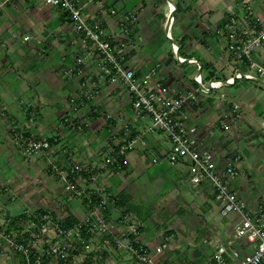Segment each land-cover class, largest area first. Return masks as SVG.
<instances>
[{
    "label": "crops",
    "instance_id": "1",
    "mask_svg": "<svg viewBox=\"0 0 264 264\" xmlns=\"http://www.w3.org/2000/svg\"><path fill=\"white\" fill-rule=\"evenodd\" d=\"M249 2L257 29L264 31V0L88 1L84 13L91 21L101 20L109 34L119 31L124 14H137L125 64L142 75L159 63L154 82L169 84L178 95L197 92L199 101L183 107L185 119L197 126L201 146L215 152L219 166L227 155L241 154L232 187L246 207L256 208L264 202V84L258 77L228 80L250 67H238L226 38L217 32L232 12L242 15ZM171 4L175 10L170 18ZM26 35L30 38L25 40ZM255 56L262 59L263 53ZM213 79L224 85L211 88ZM95 84L98 93H93ZM28 101L36 106L30 130L51 141L50 148L32 159L24 157L9 131L11 122L23 127L28 118L23 103ZM0 106L10 116L0 119V227L17 240L26 241L29 236L22 230L47 210L65 227L87 217V202L66 192L51 169L52 163L64 168L78 162L91 164L104 180L107 221L136 219L140 232L130 237L144 244L157 263L216 264L214 253L221 244L228 247L233 264L254 252V245L235 232L239 215H222L221 203L207 183L194 187L186 163L168 162V136L154 129L149 114L135 111L121 82L108 80L99 54L90 42H82L63 9L43 0H14L2 10ZM141 133L146 143L127 152L128 163L103 165L120 145ZM79 183L94 185L88 175ZM121 228L103 235L82 231L83 240L70 243L75 258L52 263L141 264L114 243ZM164 241L168 246L158 251ZM22 262L0 237V264Z\"/></svg>",
    "mask_w": 264,
    "mask_h": 264
},
{
    "label": "built area",
    "instance_id": "2",
    "mask_svg": "<svg viewBox=\"0 0 264 264\" xmlns=\"http://www.w3.org/2000/svg\"><path fill=\"white\" fill-rule=\"evenodd\" d=\"M14 0H0V15L6 5ZM45 4L56 6L66 12L74 32L79 35L83 43H91L93 49L100 56L104 75L110 82H121L132 97L133 108L138 114H149L153 119L154 129L165 133L171 141V149L167 154L168 162L175 166L186 163L192 185L196 188L207 183L213 190L215 199L221 203V214L228 216L237 213L240 217L235 227L239 236H244L255 247L253 253L239 256L238 264H264V202L256 208H249L241 201L232 181L238 174L241 162L240 153H231L225 157L222 165H218L215 152L201 146L196 125L189 123L183 114V107L188 103L198 102L200 97L195 90L184 94H176L173 88L160 81L154 82L159 63L150 67L142 75L125 64V55L129 46V32L131 26L138 21L137 14H124L119 22V31L109 34L101 20H89L84 13L88 1H97L102 5V0H43ZM251 3H245L243 14L232 12L222 26L217 29L227 41V49L238 67H250V70L239 69L228 80L236 78L255 80L262 79L264 84V31L257 29L256 19L253 17ZM111 9V13H115ZM171 25V20H168ZM26 35L23 39H29ZM176 50V48H175ZM263 53L262 59H256L257 52ZM83 58L78 59L81 62ZM184 61L185 58H180ZM193 62L200 65L197 59ZM202 84V78L196 77ZM224 85L221 79L210 81L211 88H220ZM93 93H98V85H94ZM208 91V88L206 89ZM89 93V91H88ZM89 95H92L90 91ZM28 112V118L23 127L15 122L9 124V131L14 143L19 147L24 157L32 159L41 152L51 147V141L45 136L30 130L36 118V106L28 101L23 103ZM234 109L239 114V105L234 104ZM8 111L0 106V119L8 120ZM222 126L228 128L227 121H222ZM142 134H137L126 143L120 145L116 156L105 158L103 165L128 163V151L144 145L146 142ZM123 157L122 159H120ZM156 159H154L155 161ZM51 169L63 184L66 192L87 202L90 212L83 220L76 222L71 227H65L61 221L55 219L50 210L44 212L37 221H31L22 230L27 233V240H17L11 231L0 227V237H3L8 246L22 258L21 264H55V259L68 262L75 258L70 253L71 240H83L82 231L88 234L99 232L102 235L109 233L122 225L118 235L114 236V243L132 256L141 264H159L154 260L149 249L141 243L135 244L131 234H139V222L133 217H120L113 222H108L106 217L108 197L105 196V183L99 172L91 164L73 163L70 166L60 167L55 163ZM83 175H88L91 183L97 184L85 187L79 183ZM96 197V198H95ZM106 240V239H105ZM207 241V240H206ZM168 246L164 241L157 246L161 251ZM228 247L224 244L217 245L214 253L216 264H233L227 257Z\"/></svg>",
    "mask_w": 264,
    "mask_h": 264
},
{
    "label": "water",
    "instance_id": "3",
    "mask_svg": "<svg viewBox=\"0 0 264 264\" xmlns=\"http://www.w3.org/2000/svg\"><path fill=\"white\" fill-rule=\"evenodd\" d=\"M174 10H175V7L172 9V13L170 15V18L173 16ZM170 18H169V20H170Z\"/></svg>",
    "mask_w": 264,
    "mask_h": 264
},
{
    "label": "bare ground",
    "instance_id": "4",
    "mask_svg": "<svg viewBox=\"0 0 264 264\" xmlns=\"http://www.w3.org/2000/svg\"><path fill=\"white\" fill-rule=\"evenodd\" d=\"M171 7H172V9L174 8V5L173 4H171Z\"/></svg>",
    "mask_w": 264,
    "mask_h": 264
},
{
    "label": "rangeland",
    "instance_id": "5",
    "mask_svg": "<svg viewBox=\"0 0 264 264\" xmlns=\"http://www.w3.org/2000/svg\"><path fill=\"white\" fill-rule=\"evenodd\" d=\"M170 46V44H168Z\"/></svg>",
    "mask_w": 264,
    "mask_h": 264
}]
</instances>
